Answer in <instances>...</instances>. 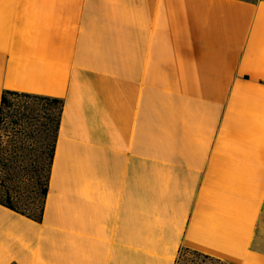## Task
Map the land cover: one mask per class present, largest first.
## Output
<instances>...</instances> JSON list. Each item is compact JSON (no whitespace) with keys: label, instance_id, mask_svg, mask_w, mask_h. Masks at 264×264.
<instances>
[{"label":"crops","instance_id":"0c3cea01","mask_svg":"<svg viewBox=\"0 0 264 264\" xmlns=\"http://www.w3.org/2000/svg\"><path fill=\"white\" fill-rule=\"evenodd\" d=\"M3 90L63 106L0 264H264V0H0Z\"/></svg>","mask_w":264,"mask_h":264},{"label":"rangeland","instance_id":"374dc122","mask_svg":"<svg viewBox=\"0 0 264 264\" xmlns=\"http://www.w3.org/2000/svg\"><path fill=\"white\" fill-rule=\"evenodd\" d=\"M39 121L22 119L14 125L4 116L0 124V196L8 189L14 204L29 211L40 205L39 182L46 174L50 145V127L44 132ZM176 264L219 263L184 249Z\"/></svg>","mask_w":264,"mask_h":264},{"label":"trees","instance_id":"16d2710c","mask_svg":"<svg viewBox=\"0 0 264 264\" xmlns=\"http://www.w3.org/2000/svg\"><path fill=\"white\" fill-rule=\"evenodd\" d=\"M63 99L41 94H32L21 91L3 90L0 97V124L4 116L10 117L15 125L22 119L38 120L45 132L50 127V145L47 151V168L44 179L39 182L38 195L40 205L38 209L32 207L31 211L16 206L8 189H4V196H0V203L28 217L40 220L42 215L43 201L47 192L51 160L54 151V142L57 135L58 124L62 112ZM51 134V135H50ZM1 185V182H0ZM186 250V249H185Z\"/></svg>","mask_w":264,"mask_h":264}]
</instances>
